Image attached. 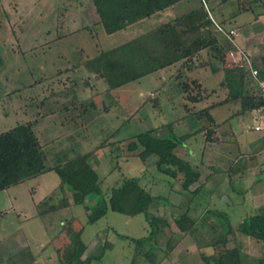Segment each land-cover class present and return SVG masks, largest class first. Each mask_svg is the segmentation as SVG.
<instances>
[{
    "label": "rangeland",
    "instance_id": "1",
    "mask_svg": "<svg viewBox=\"0 0 264 264\" xmlns=\"http://www.w3.org/2000/svg\"><path fill=\"white\" fill-rule=\"evenodd\" d=\"M220 1L208 2L214 20L226 31L233 27L238 35L234 39L235 42L226 36L227 41L221 35L222 41H218L216 34L215 37L223 48L228 42L236 50L226 46L218 58L213 57L209 50H203L185 67L181 68L176 64L107 90L106 82L84 67L85 60L93 57L98 49H110L156 27L165 22L168 16H175L198 7L201 4L200 0L181 1L159 15L142 19L112 34L105 33L98 24L99 17L91 0H0V134L20 123L31 122V131L37 139L47 166L57 165L93 151L90 160L97 172L102 190H108L124 177L144 175V178L147 177L146 187L153 193L166 196L168 192L164 189L165 181L159 180L158 177L152 178L154 175L149 174L152 173L149 163L154 160L153 158H147L146 166L138 157L116 159V151L113 149L118 144L123 146L137 134L140 140H144L147 137V130L151 128L161 127L156 132L158 136H169L171 130L177 135L194 130L196 127L191 119L193 116H187L186 111L190 113L196 109H203L213 102L227 98L231 90L240 87L237 81V73L240 71L246 72L244 90L250 89L255 83L249 68L241 60L239 50L250 53L252 62L264 74V63L260 61L264 56V50L259 52L258 47L264 46V0L259 1L262 6L255 7L252 12L238 14L236 19H230L232 17L230 13H236L239 7L237 2L244 0H227L228 2L223 5ZM215 8L216 10L221 8L226 19L222 18L220 21ZM261 24L263 27L259 29ZM248 41L252 45H248ZM248 49L255 50L257 55H253ZM236 57L239 60L235 59ZM213 65H216L215 70H212ZM236 65L239 66L237 67L239 71L232 69ZM227 74H232L231 84L225 83ZM184 84L188 86V92H182ZM70 85L75 90L76 102L66 110L47 116L41 115L40 104L45 96L60 92ZM187 94L200 96L201 99L191 103L185 97ZM240 107V100H229L212 107L211 113L220 121L223 120L224 123L226 121L222 127L228 131L231 124L241 122L240 125L244 127L245 124L253 123L254 120L249 117L247 111L241 112L242 116L239 117ZM228 115L232 117L227 118ZM195 124L197 126L198 122ZM170 125L171 130L168 127ZM247 132L258 134L263 131ZM225 139L223 146L226 149H233L236 146V140L232 139L231 134L227 133ZM203 143L202 134H197L189 146L202 151ZM101 144H104L103 147H100ZM59 183L57 173L49 170L11 185L0 194L4 197L6 194L7 200L11 203L4 201L2 204L6 209L0 215V242L13 233L22 234L29 242V248L18 257H13L17 264H26L30 258L42 251L40 258L45 254L50 257H47V262L39 260V264H60L54 248L56 250L61 248L73 229L83 224L82 240L85 244H90L92 251L100 254L101 246L98 250L92 243L93 234H98L99 231H102L99 233L100 242L106 247L109 243L112 244V247L103 252L101 259L93 260L90 264H151V261L143 258L140 253L134 257L133 242L121 237L141 238L148 234V224L141 213L130 217L108 210L103 217L92 224H87L83 206L74 205L72 209L65 208L46 215L44 223L48 228L45 231L47 235L37 233V229H43V226L36 208L45 209L48 206L42 203L46 200L45 196L54 192L56 195L53 202L49 201L48 204L59 203L62 197L58 190ZM153 183H161L162 187L159 188ZM174 187L179 186L176 184ZM228 194L231 198L234 196L231 191ZM67 196L72 202L68 190ZM178 197V194H171L170 199ZM95 200L93 194L87 197L90 203H94ZM193 200L190 209L193 216L205 210L210 202L204 196V192H199ZM171 210L170 204L154 205L151 209L155 216L166 218L172 225L163 228L166 234L161 237L163 242L168 238L171 244L176 243L170 256L172 262L170 264H202V255L220 251L219 248L201 247V237L205 234L203 232L196 234L195 238L183 234L180 230H176L175 235L172 231L175 227L170 216ZM71 215L78 218L75 227L65 222ZM229 219L233 225L236 224L235 215H230ZM31 229L35 232H31ZM56 229L59 230L60 236L51 239L53 241L51 246L45 250L42 246H37L40 241H44L43 245H46L48 237L53 235ZM232 245L241 247L247 264H256L253 256L263 249L261 243H257L256 246L254 241L248 242L243 235H240V239L233 237L227 247ZM183 248L192 250L191 255L184 260L179 258V252ZM164 251L167 252V248H159L153 255L158 259L165 254ZM2 252L0 248V264L15 263L13 259L11 261L5 259V262H2L4 255Z\"/></svg>",
    "mask_w": 264,
    "mask_h": 264
},
{
    "label": "trees",
    "instance_id": "2",
    "mask_svg": "<svg viewBox=\"0 0 264 264\" xmlns=\"http://www.w3.org/2000/svg\"><path fill=\"white\" fill-rule=\"evenodd\" d=\"M181 1L185 0H91V3L99 17L98 24L101 25L105 33L112 34L124 30L142 19L159 15ZM259 1L262 0L237 2L239 7L232 17L247 11L252 12L255 7L262 6ZM200 2L198 7L175 16H168L165 22L124 43L107 50L98 49L93 57L84 61V67L90 73L103 79L107 84V90H111L176 64H179L181 68L185 67L203 50H209L215 58L220 57L223 48L215 37L216 28L209 16V13L212 15L208 6L209 0H200ZM205 31L208 32V36H205ZM261 60L264 63V56L261 57ZM237 67L239 66L236 65L232 69H237ZM215 68L216 65H213L212 70ZM237 70L239 71V69ZM258 70L259 76H264L259 68ZM245 73L243 71L237 73V81L241 88L231 90L229 96L224 100L213 102L203 109L191 110L190 113L185 109L188 113L187 116H194L198 122L197 126L196 122L193 123L196 127L194 130L177 135L171 130L170 125L168 127L171 130V135L158 136L156 132L161 127L151 128L147 130V137L144 140H140L139 134H137L123 146L118 144L113 149L116 151V159L138 157L146 166L148 165L146 160L150 155L157 156L156 161L151 165L152 173L149 174L154 175L152 178L158 177L159 180L171 182L169 191L174 190V184L179 186L174 191L180 197L179 207L183 211L172 215L177 229L184 232L185 235L193 236V238L196 234L203 232L205 234L201 237L202 246L199 245V247L220 249L217 253L202 255L205 264H247L241 247H227L235 231L262 244L261 248L263 249L253 257L256 264H264V212L248 215L236 228H233L225 211L205 208L198 215L193 216L190 210L193 199L201 191V186L197 183L199 172L188 160L182 159L176 154L178 147L184 145L187 139L201 132L205 135V141L214 139L215 122L209 110L217 104L229 100H240L241 112L251 111L264 105L255 85L244 90ZM231 77L232 74H227L225 83L231 84ZM72 85L60 92L45 96L40 104V114L47 116L63 111L76 102L75 90ZM187 90L188 86L184 84L182 92H188ZM185 97L191 103H196L201 99L200 96L190 94ZM103 145L101 144L100 147ZM93 153V151H89L63 163L47 166L37 139L31 131V122L20 123L0 134V191L53 170L60 178L58 190L62 197L59 203L48 204L56 193L48 195L42 202L48 206L45 209H38L40 216L44 217L65 208L72 209L74 205L83 206L87 224L94 223L108 210L130 217L141 213L148 224V234L141 238L121 237L133 242L134 257L140 253L143 258L150 260L151 264H159L169 256L176 243L171 244L168 238L165 242L161 240L162 235L166 234L163 228H169L170 223L166 218L150 213L149 206L155 200H159L161 206L169 205L170 198L154 194L150 188L146 187L147 177L144 178V175L142 177H124L108 190H102L97 172L90 163ZM67 190L71 193L72 202L68 199ZM186 192L190 193L187 199H185ZM91 194L96 197L94 203L87 201V197ZM65 222L67 225L75 227L78 218L71 215L65 219ZM83 229L84 224L73 229L63 246L57 248L60 264H90L93 260L101 259L105 247H102L99 255L82 258L87 248L82 240ZM168 233L171 234L170 231ZM159 248H167V252L164 251L165 254L157 259L153 253Z\"/></svg>",
    "mask_w": 264,
    "mask_h": 264
},
{
    "label": "crops",
    "instance_id": "3",
    "mask_svg": "<svg viewBox=\"0 0 264 264\" xmlns=\"http://www.w3.org/2000/svg\"><path fill=\"white\" fill-rule=\"evenodd\" d=\"M220 2L223 5L227 3L228 1L221 0ZM215 13L218 15L220 21H222L223 19H226L222 15L221 8L219 10H216L215 8ZM230 14L232 15L234 14V12H231ZM230 19H236V17H230ZM262 27L263 26L261 24L259 29H261ZM230 29H234V28L231 27ZM215 34L218 37V38L216 37L218 41H222L221 40L222 37H220V35L223 36V39L225 41H227L225 35L220 34L217 31ZM226 43H227L226 46H229L230 48H232V50L233 49L236 50L234 47H232L231 44L229 45L228 42ZM250 43L251 42L248 41V45H252V43L251 44ZM255 45H258V44H255ZM226 46L222 48L226 49ZM249 47L251 46H248V48ZM258 47L260 49L259 52H261L262 49L264 50V46L262 47L258 45ZM248 51L253 53V55H257L256 54L257 52L255 50L251 51L250 49H248ZM235 59H239V58L236 57ZM260 61L262 60L260 59ZM211 109L209 110V113L211 114L215 122V128H214L215 133L213 135L214 139L205 141V135L203 132H201L199 134H202L203 139H204V143L202 145V151L199 149L201 153L200 151H197L196 149L194 150L192 149V147L189 146L191 144V140L194 138L193 136L187 139L184 145H181L180 147H178V152H176V154L180 158L188 160L191 163V165L198 170L199 178H198L197 183L201 186L200 192H204V196L210 200L206 208L210 210L225 211L228 214L229 218H230V215H235L236 224L235 225H233L232 223L231 224L233 228H236L238 224L248 215L264 212V131L259 132L258 134H250L249 132H247V130H253L251 129V126L253 125L254 121L252 124H245L244 127L240 125L241 122L236 123L235 125L231 124L229 125L228 131H227L225 127L224 128L222 127L223 124L226 123V121L224 123L223 120L220 121L219 119H217L211 113ZM246 113H248L249 117H251V119L254 120V115H256L257 112H255L254 110H251V111H247ZM238 115L241 118L242 116L241 111L238 112ZM229 117H232V116L228 115L227 118ZM190 118L191 117H189V119ZM191 119L193 123L197 121L194 116ZM227 133H229V135L231 134L232 139H234V141L236 140L235 141L236 146L233 149L231 148L226 149L223 146L224 145L223 142L226 141L225 138L227 137ZM150 157L154 159L152 160V162L149 163V165L151 166L156 161L157 156L155 154H152L148 158ZM90 163H91V160H90ZM162 181H165L164 189L166 192H168V194L166 195L167 197L170 198L171 194L177 195V192L174 191L178 188V187H174L176 184H174L173 186L174 190L169 191L172 183L166 180H162ZM153 184H155L156 186H159V188L162 187L161 183H153ZM7 189L8 188L1 190L0 194L4 193V191H6ZM229 191L232 192V196L234 195L232 198H231V195L228 194ZM154 194H157V193H154ZM47 196H45V198ZM185 196H186L185 199H187L190 196V193L186 192ZM4 201H7V202L9 201V204H11L10 200H7L6 194H5V197L0 196V215H2V211H5L6 209V207L4 206L2 207V204H4ZM179 203H180V197H178L177 199L174 198L173 200L170 199L169 204L172 209L171 214H170L171 218H172V215L174 214L182 213L183 209L179 207ZM219 203H221V205ZM154 205L159 206L160 205L159 200L153 201L151 205L149 206V212L152 213L153 215L155 214L151 211V209ZM36 210L38 209L36 208ZM37 216L39 219H41V223L43 226V229L42 228L37 229V233H41L42 236L47 235V233H45V231L48 229L47 225L44 223L45 216L42 217L39 214H37ZM59 225H57L58 229H59ZM170 226L172 227L171 224ZM174 227L175 228H172V231L175 234L176 230L178 229L175 224H174ZM58 229H56V231H54L55 233H53V235H50V236L48 232L49 240L46 245H43L44 241H40V243H38L37 246H42L43 250L51 246L53 244V241H51V239L54 240L53 238L55 236L56 237L60 236V233H58L59 231ZM34 230H35V227H34ZM34 230L31 229V232H35ZM106 231L108 232L109 229H107ZM100 232L102 231H99V233ZM99 233L93 234L92 243L96 246V249L98 248V250L101 246V249H100V253H101L103 246L105 247V250H106L108 247L110 246L112 247V244L110 243L108 244L106 241V243L108 244V247H106L102 242H100ZM182 233L184 234V232ZM240 235L242 234L235 231L233 234V237L240 239ZM244 239H246L250 243L251 241H254V243L257 246V243L255 242V240L248 239L245 236H244ZM86 246L87 248L82 255L83 259L89 256L99 255V253L92 251L89 243L88 244L86 243ZM228 247L229 248L234 247V245L228 246ZM0 248H1V252L3 251L2 255L3 254L9 255L8 257L3 255V258L1 259L2 262H5V259L10 260V261L11 259H13L15 261L16 259L13 257H18L19 254L21 255L22 252H24L27 248H29V242H27V240L22 234L13 233V234H9L7 239H5L3 242H0ZM174 249L175 248H173L169 256L164 258L159 264H165V263L170 264L171 262L170 256L172 252L174 251ZM54 251L56 253V248H54ZM191 251L188 248L181 249V251L179 252V258H181L182 260L187 259L191 255ZM199 251L201 250L199 249ZM42 253L43 251L38 253V255L30 258L26 262V264H37L38 262H40L39 260L43 262H47L50 255L45 254L43 257L40 258ZM21 259H20V263H21ZM201 263L204 264V262H201ZM14 264H17V261H15Z\"/></svg>",
    "mask_w": 264,
    "mask_h": 264
},
{
    "label": "built area",
    "instance_id": "4",
    "mask_svg": "<svg viewBox=\"0 0 264 264\" xmlns=\"http://www.w3.org/2000/svg\"><path fill=\"white\" fill-rule=\"evenodd\" d=\"M210 18L212 19L214 26L216 28L217 32H221L224 34L226 37L229 38L232 42H235V38L237 37V32L235 29H230L229 31H226L223 26H221L219 23H217L213 16L209 13ZM238 48V47H237ZM238 51V49H237ZM240 54L241 60L246 64V66L249 68L250 75L253 78L255 82V86L257 88V91L264 101V76H259V70L256 68L251 60V54L248 53L245 50H239L238 52ZM256 113L254 115V123L251 126V129L255 131H264V105L257 108L253 109Z\"/></svg>",
    "mask_w": 264,
    "mask_h": 264
},
{
    "label": "water",
    "instance_id": "5",
    "mask_svg": "<svg viewBox=\"0 0 264 264\" xmlns=\"http://www.w3.org/2000/svg\"><path fill=\"white\" fill-rule=\"evenodd\" d=\"M209 34H208V32L207 31H205V36H208Z\"/></svg>",
    "mask_w": 264,
    "mask_h": 264
}]
</instances>
